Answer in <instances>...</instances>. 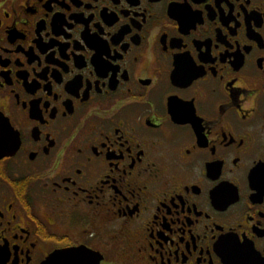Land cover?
Returning a JSON list of instances; mask_svg holds the SVG:
<instances>
[{"label":"flooded vegetation","instance_id":"af4514ba","mask_svg":"<svg viewBox=\"0 0 264 264\" xmlns=\"http://www.w3.org/2000/svg\"><path fill=\"white\" fill-rule=\"evenodd\" d=\"M76 251L264 264V0H0V264Z\"/></svg>","mask_w":264,"mask_h":264},{"label":"water","instance_id":"95a60500","mask_svg":"<svg viewBox=\"0 0 264 264\" xmlns=\"http://www.w3.org/2000/svg\"><path fill=\"white\" fill-rule=\"evenodd\" d=\"M65 255H52L45 262V264H84L85 260L83 259L88 256L86 253H83L81 251H76L69 254L65 253Z\"/></svg>","mask_w":264,"mask_h":264},{"label":"snow or ice","instance_id":"6c2138e0","mask_svg":"<svg viewBox=\"0 0 264 264\" xmlns=\"http://www.w3.org/2000/svg\"><path fill=\"white\" fill-rule=\"evenodd\" d=\"M86 264H92V262L91 261H86Z\"/></svg>","mask_w":264,"mask_h":264}]
</instances>
